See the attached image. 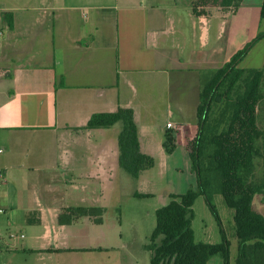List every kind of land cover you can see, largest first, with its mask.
<instances>
[{"label": "crops", "instance_id": "crops-1", "mask_svg": "<svg viewBox=\"0 0 264 264\" xmlns=\"http://www.w3.org/2000/svg\"><path fill=\"white\" fill-rule=\"evenodd\" d=\"M195 3L0 0V255L19 258L8 264H83L108 250L100 228L118 198L119 128L83 130L93 114L133 111L140 151L155 161L135 180L133 197L149 194L148 171L180 177L172 185L180 192L164 194L163 206L194 187L188 144L199 71L221 67L264 31L262 0L235 10ZM166 131L174 133L171 154ZM69 208H100L102 222L77 216L59 224ZM213 263L221 257L207 259Z\"/></svg>", "mask_w": 264, "mask_h": 264}, {"label": "trees", "instance_id": "trees-1", "mask_svg": "<svg viewBox=\"0 0 264 264\" xmlns=\"http://www.w3.org/2000/svg\"><path fill=\"white\" fill-rule=\"evenodd\" d=\"M241 1L195 0V7L211 5L235 10ZM260 19L264 21V0ZM263 38L264 31L221 67L199 71L197 131L189 151L196 191L170 195L168 204L155 211L149 264H206L207 259L215 255L221 257L222 264H229V243L219 215L207 197L211 191L209 175L215 177L216 191L233 211L237 240L234 264H264V215L252 207L253 195L264 191V179L259 187L248 184L253 169L252 159L259 157L264 162V129L258 127L256 114L259 103L264 100V69L239 67L251 48ZM114 126L119 127L118 166L137 180L143 171L153 168L155 161L140 151L138 129L131 109L118 108L112 113L93 114L83 130ZM174 148V133L166 131L163 149L166 154H171ZM198 196L204 197L218 228L220 241L217 244L195 241L191 207ZM102 214L100 208H69L61 211L57 222L70 224L75 217L85 216L100 224Z\"/></svg>", "mask_w": 264, "mask_h": 264}, {"label": "rangeland", "instance_id": "rangeland-1", "mask_svg": "<svg viewBox=\"0 0 264 264\" xmlns=\"http://www.w3.org/2000/svg\"><path fill=\"white\" fill-rule=\"evenodd\" d=\"M263 56L264 42H261L256 46V49L251 52L249 57L240 64V68L258 69V67L261 66L260 64L263 60ZM256 114L258 127L264 129V100L259 103ZM118 128V126L114 127L115 130ZM190 143L188 144L189 151ZM206 152L207 149H205V153ZM252 167L253 169L248 184L259 187V184L264 179L263 160L259 157H254L252 159ZM146 176L150 179V184L152 183V185L143 188V191L152 196L148 194V197L137 198L132 196V194H137L134 189L136 188V186H134L135 180L122 170H119L117 178L118 198L116 200V205L113 206V210L109 212L105 224L100 228L102 233L100 245L108 250H102L98 257L92 258L94 260L85 261L83 264H149V249L151 246L150 235L155 226L154 210L163 206L162 198H164V194H170L174 192V190L180 192L173 183L174 179L178 180L180 177L170 175L167 178L158 180L155 179L156 174L153 171L146 172ZM182 177H184L183 174L181 175V179ZM167 180H170V182L168 183ZM208 181L211 186L209 191H211L207 197L219 215L229 243V264H234L237 255V240L232 221L233 211L225 205L223 198L216 191L215 183H217V181L215 177L209 175ZM192 182L194 187H192V189H187L182 194L187 191H196L195 178ZM252 199L253 210L264 215V191L255 193ZM168 201V199H165L164 202L167 203ZM191 211L193 215L192 229L195 233V240H206L207 242L218 243L220 241L218 228L205 204L203 196H198L194 200ZM121 219L122 223L121 226H119ZM133 227H135V230ZM204 228L205 232L207 231L208 233L206 239H202L201 235V230ZM158 242L159 240L156 241V243ZM0 259L6 264H8L7 259L13 262L19 260V258L17 259L16 257L14 259L12 255L9 256L6 253H1ZM216 260L218 261V258H216Z\"/></svg>", "mask_w": 264, "mask_h": 264}, {"label": "built area", "instance_id": "built-area-1", "mask_svg": "<svg viewBox=\"0 0 264 264\" xmlns=\"http://www.w3.org/2000/svg\"><path fill=\"white\" fill-rule=\"evenodd\" d=\"M166 126H167V128H172L171 124H167ZM2 152H3V150L0 148V154H1ZM4 180H5V178H4V174H3L2 171L0 170V187L3 185ZM0 264H2V263H0Z\"/></svg>", "mask_w": 264, "mask_h": 264}]
</instances>
